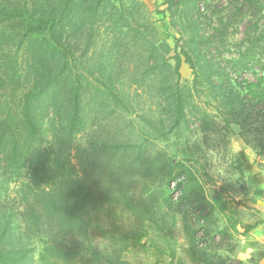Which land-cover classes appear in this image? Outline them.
<instances>
[{"label": "rangeland", "instance_id": "obj_1", "mask_svg": "<svg viewBox=\"0 0 264 264\" xmlns=\"http://www.w3.org/2000/svg\"><path fill=\"white\" fill-rule=\"evenodd\" d=\"M263 78L264 0H0V264H243ZM61 243L77 257L40 258Z\"/></svg>", "mask_w": 264, "mask_h": 264}, {"label": "trees", "instance_id": "obj_2", "mask_svg": "<svg viewBox=\"0 0 264 264\" xmlns=\"http://www.w3.org/2000/svg\"><path fill=\"white\" fill-rule=\"evenodd\" d=\"M38 26L36 27V25L30 27V29H37ZM62 53L64 54H67V50L65 49H62L61 50ZM185 57L187 59V62H188V65L189 67L191 68L192 70V73L194 76H196V72H195V68H194V65L192 63V61L190 60V57L188 56V54H185ZM177 68V66H176ZM264 80V78H263ZM113 97L115 98V100L117 101H121V99L116 95V94H113ZM28 108H29V104H28V101L25 100L24 101V105H23V111H24V115L26 117V119H29L28 118ZM176 111L178 113V115L180 114V111H181V100L179 98V96L177 95L176 96ZM248 166H246V169L249 168V164H246ZM73 166H65V165H60V171L61 172H58V170L55 168L54 171L56 174H59V178L58 179H61V181L66 184V185H69L71 182H72V178H71V170ZM180 176H186V174H181ZM251 181V179H250ZM54 183H51L49 184V187L47 189V191L49 192L51 189H52V185ZM50 205H52L53 207H55L56 209L58 210H61L63 209L65 211V213L67 214V220L69 222H71V225H70V228L75 232L76 231V228H78L77 226V223L75 222L76 219L78 217L82 218V214L81 213H78L77 215L74 216V213H75V208L78 209V203L76 201H71V200H60L59 202H50ZM80 208L83 210L82 212L84 214H88L89 213V207H88V204L87 202L85 201H81L80 204H79ZM74 225V226H73ZM83 228V236H80L81 240L83 241L84 238H88V226H81ZM78 255L77 251L72 249V246L70 244H66V243H61L59 245H50V246H47L45 248V250L40 254V258L41 259H45V257L49 256L51 258H54V259H63V258H76ZM92 258H90L91 260H100L102 258V255H100L97 251H93L92 252ZM90 259L86 260V261H90ZM108 262H110L109 260H107ZM118 264H125L124 262H118Z\"/></svg>", "mask_w": 264, "mask_h": 264}, {"label": "crops", "instance_id": "obj_3", "mask_svg": "<svg viewBox=\"0 0 264 264\" xmlns=\"http://www.w3.org/2000/svg\"><path fill=\"white\" fill-rule=\"evenodd\" d=\"M227 228L239 238L238 257L243 264H252V253L258 246L263 248V252L256 260V264H264V223L260 226H227Z\"/></svg>", "mask_w": 264, "mask_h": 264}, {"label": "clouds", "instance_id": "obj_4", "mask_svg": "<svg viewBox=\"0 0 264 264\" xmlns=\"http://www.w3.org/2000/svg\"><path fill=\"white\" fill-rule=\"evenodd\" d=\"M241 145L237 142H232L230 145H229V151L230 153H237V151L240 149ZM248 156H249V159L252 158V153L251 151L248 152Z\"/></svg>", "mask_w": 264, "mask_h": 264}]
</instances>
